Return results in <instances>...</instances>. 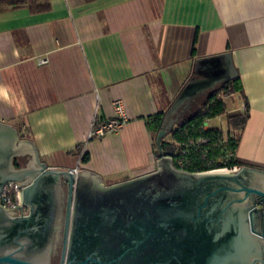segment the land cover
<instances>
[{"label":"crops","instance_id":"1","mask_svg":"<svg viewBox=\"0 0 264 264\" xmlns=\"http://www.w3.org/2000/svg\"><path fill=\"white\" fill-rule=\"evenodd\" d=\"M224 53L238 73L226 113L249 112L237 157L264 169V0H0V122L28 132L49 167L134 179L156 168L147 119L197 59ZM116 100L127 123L90 139ZM212 128L226 134L225 117Z\"/></svg>","mask_w":264,"mask_h":264},{"label":"water","instance_id":"2","mask_svg":"<svg viewBox=\"0 0 264 264\" xmlns=\"http://www.w3.org/2000/svg\"><path fill=\"white\" fill-rule=\"evenodd\" d=\"M237 78L230 53L197 59L155 135V170L113 185L49 167L0 122V194L22 188L17 211L0 206V264H52L58 244V264H264V169L192 173L161 144L181 110Z\"/></svg>","mask_w":264,"mask_h":264},{"label":"trees","instance_id":"3","mask_svg":"<svg viewBox=\"0 0 264 264\" xmlns=\"http://www.w3.org/2000/svg\"><path fill=\"white\" fill-rule=\"evenodd\" d=\"M32 11L37 12L39 9L35 7L32 8ZM237 82L238 79L222 84L214 91L207 93L195 110L180 116L170 135L161 141L163 149L174 158L175 162L180 157L181 152H185L186 165L182 167L184 171L200 173L222 168L255 167L237 157L240 138L249 118L247 103L239 115L229 116L226 113L224 99L238 91ZM163 115V113H159L147 119V125L151 128L154 149H156L154 138L161 126ZM222 116L225 117L228 129L226 134L220 129L204 128L207 121ZM17 130L20 139H26L29 136L28 132L23 133L20 129ZM79 152L80 150H78ZM87 161L88 157L83 156L82 162ZM17 162L18 160L15 161V163ZM175 166L178 167L177 164Z\"/></svg>","mask_w":264,"mask_h":264},{"label":"built area","instance_id":"4","mask_svg":"<svg viewBox=\"0 0 264 264\" xmlns=\"http://www.w3.org/2000/svg\"><path fill=\"white\" fill-rule=\"evenodd\" d=\"M41 63H45L42 61ZM113 117L111 119L105 120L100 124L94 123L91 128L89 138H102L106 135L117 134L123 126L127 123V116L123 103L120 100L113 102ZM205 128V124H204ZM174 160V158H173ZM174 164H177L178 169H182L186 165L185 161V152H181L180 157L174 161ZM239 167L233 168H222L213 171L207 172H223V173H235L239 170ZM78 169L71 171L73 175H76ZM21 190L19 183L8 182L4 185L3 190L0 194V206L8 211H17L21 206Z\"/></svg>","mask_w":264,"mask_h":264},{"label":"rangeland","instance_id":"5","mask_svg":"<svg viewBox=\"0 0 264 264\" xmlns=\"http://www.w3.org/2000/svg\"><path fill=\"white\" fill-rule=\"evenodd\" d=\"M205 95H201L198 98H196L190 105V107L186 110H184L181 115H187L189 111L195 110L197 108V106L201 103V101L204 99ZM219 122L217 120H215L214 124H218Z\"/></svg>","mask_w":264,"mask_h":264},{"label":"flooded vegetation","instance_id":"6","mask_svg":"<svg viewBox=\"0 0 264 264\" xmlns=\"http://www.w3.org/2000/svg\"><path fill=\"white\" fill-rule=\"evenodd\" d=\"M183 111H184V110H181V111L179 112V115H180V116H181V113H182ZM20 162H24V159H23V160H20ZM59 245H60V244H58V250H57V253H56V255H55V258H54L52 264H58V263H59Z\"/></svg>","mask_w":264,"mask_h":264}]
</instances>
